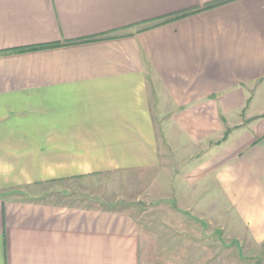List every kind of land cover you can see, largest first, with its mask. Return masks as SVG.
I'll return each instance as SVG.
<instances>
[{
  "label": "crops",
  "instance_id": "crops-1",
  "mask_svg": "<svg viewBox=\"0 0 264 264\" xmlns=\"http://www.w3.org/2000/svg\"><path fill=\"white\" fill-rule=\"evenodd\" d=\"M217 1L0 0V264H157L155 225L59 184L144 174L171 192L178 142L205 154L180 177L264 244V0L144 30Z\"/></svg>",
  "mask_w": 264,
  "mask_h": 264
},
{
  "label": "rangeland",
  "instance_id": "rangeland-1",
  "mask_svg": "<svg viewBox=\"0 0 264 264\" xmlns=\"http://www.w3.org/2000/svg\"><path fill=\"white\" fill-rule=\"evenodd\" d=\"M166 134L163 135L167 138ZM166 138L164 145L174 140ZM178 143L166 144L169 152L163 171L168 173L167 181L170 179L171 184L176 185L180 196L175 188L171 192L150 194L145 186L150 179L144 174L94 176L81 179L73 186L59 185L71 188L65 196L68 195L75 205L126 209L143 224L155 225L160 236L157 264H210L215 260L264 264V244H256L240 232V225L231 217L230 209L225 208V201L213 186L205 184V178L192 179L193 183L189 184L184 176L180 177L182 171L187 172L205 154H200L198 146L185 152V147ZM55 185L48 184L44 188L49 190ZM205 193L211 197V202L202 196Z\"/></svg>",
  "mask_w": 264,
  "mask_h": 264
},
{
  "label": "trees",
  "instance_id": "trees-1",
  "mask_svg": "<svg viewBox=\"0 0 264 264\" xmlns=\"http://www.w3.org/2000/svg\"><path fill=\"white\" fill-rule=\"evenodd\" d=\"M230 1H233V0H219L217 2H214V3L210 4V5H207L205 7L197 9V10L187 11V12H183V13L177 14L175 16H170V17H168V19L165 18V19L156 21L154 24L144 28V30L150 29V28H153V27H156V26H159V25H163V24H166V23H169L171 21L178 20V19H181V18H184V17H187V16H190V15H192L194 13H197L199 11H203V10H206V9L213 8V7L217 6V5H222V4H225L227 2L230 3ZM48 47H55V45H53V46L35 47V48H31V49H26L25 51H27V50L31 51V50L44 49V48H48Z\"/></svg>",
  "mask_w": 264,
  "mask_h": 264
}]
</instances>
